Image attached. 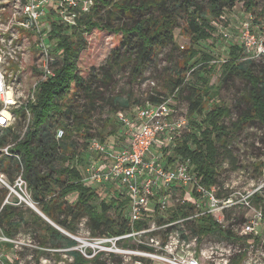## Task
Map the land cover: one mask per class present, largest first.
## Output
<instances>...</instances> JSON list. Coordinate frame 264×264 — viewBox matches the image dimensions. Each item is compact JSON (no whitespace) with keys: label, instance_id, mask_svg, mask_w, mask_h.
I'll list each match as a JSON object with an SVG mask.
<instances>
[{"label":"trees","instance_id":"trees-1","mask_svg":"<svg viewBox=\"0 0 264 264\" xmlns=\"http://www.w3.org/2000/svg\"><path fill=\"white\" fill-rule=\"evenodd\" d=\"M112 2L113 0H95L89 12H80L76 15V24L73 26L56 22L52 24L50 37L55 41V49L62 56L56 75L40 84L35 103L28 105L32 117L24 136L20 138V135L13 133L12 129L6 130L0 136V143L4 145L8 143L10 134H13L12 142H15V145L12 150L18 153L19 158L7 156L6 158H9V165L13 171L22 173L32 202L57 226L71 235H76L78 225L83 219H87L91 233L95 236L121 235L127 233L131 227L128 218L121 216L122 209L129 202L127 197L106 200L101 196L98 187L85 184L79 170L70 167V163L77 155L76 145L71 140V136L83 125L84 119L83 115L73 110L71 102L82 91L92 100L95 78L91 73L85 79L81 73L80 48L66 31L84 27V31L87 32L93 28H99L102 31L120 35L118 44L113 50L114 58L120 57L121 45L127 47L128 51L131 50V54L134 55V71L140 74L162 46L167 44L176 46L175 27L178 18L185 20L183 30L190 36L192 43L196 44L208 36L210 16L220 17L225 10L232 9L237 3L243 2L252 17L257 0H153L154 4L143 2L140 5H136L133 0H123L121 3L117 1L114 5ZM99 3L105 6L112 4L113 7L107 10L109 18L118 10L126 15L136 13L143 14L145 17L134 24L125 23L122 26H117L110 20L104 22L98 19L97 21ZM150 8H154L153 11ZM81 38L83 42L84 39ZM244 50L245 48L240 45L231 46L225 62L221 65L225 78L237 76L245 79L249 84L244 97L247 107L231 126L225 123V118L230 116V109L213 102L214 95L210 91L213 86L207 77L200 75L201 71L208 67L210 55L200 53L192 46L184 48L183 55L176 65L177 71L169 81L170 94H178V96L188 86L186 74L189 71H192L199 81L198 86H189L188 96L189 113L192 116L196 114L200 118L198 131L191 129L189 133L183 134L178 140L175 152L176 157L191 160L202 178V183L207 187L218 183L220 146L227 144V138L241 129L243 124L255 118L264 123V69L256 72L249 67L242 59L245 55ZM30 64L27 69L31 77L36 78L39 73L35 60L33 59ZM167 99L154 96L149 99L147 105L137 107L158 104ZM129 106L128 101L123 105L124 108ZM65 118H72L75 128L70 127ZM22 120L19 119V121ZM58 127L65 130V137L61 140L55 138ZM112 134L118 142L124 140V129L121 123L118 130L112 131ZM94 138L86 131V147ZM99 138L105 142L103 137ZM166 151V148L163 149L164 153ZM170 160L174 159L170 158ZM0 171H4L1 165ZM8 179L13 184L14 178L11 174H8ZM9 195H11L10 189L0 185V230L7 238L14 239L23 226H30L36 229L40 243L50 244L54 248H68V253L73 258L72 264H89L90 262L107 264L100 255L90 260L82 251L73 249L78 245V241L50 224L30 206L26 208L29 216H24L22 210L25 204H15L10 200ZM71 197L73 200H70ZM256 199L259 200L257 205L264 209V201L261 202L263 198L258 196ZM112 210L117 212V217L109 214ZM187 212V209H181L179 206L169 211L168 218L172 220L184 216ZM197 220L195 232L200 237L213 233L223 237L234 235L231 230L214 220L210 214H203ZM146 223L144 220L136 221L134 228L139 230ZM239 239L246 242L247 237L239 236ZM2 244L9 248L14 246L11 241L2 242ZM243 259L242 255L238 261L241 262ZM9 262L12 263V261Z\"/></svg>","mask_w":264,"mask_h":264},{"label":"rangeland","instance_id":"rangeland-1","mask_svg":"<svg viewBox=\"0 0 264 264\" xmlns=\"http://www.w3.org/2000/svg\"><path fill=\"white\" fill-rule=\"evenodd\" d=\"M17 1L0 0V30L5 27L3 24L6 25L10 18H14L13 12L16 10ZM117 1L121 3L123 0H113V5ZM133 1L136 2V5H140L143 2L154 4L152 3L153 0ZM94 3L95 0H93ZM99 5V18L96 17L97 21L98 19L104 22L110 20L115 25L122 26L125 23L134 24L145 17L143 14L137 15L136 13L126 15L118 10L119 12L117 11L109 18L107 10L113 7L112 4L105 6L99 3ZM153 9L150 8L151 11ZM250 15L251 12L241 2L237 3L236 7L225 10L220 17L210 16L208 36L196 44L192 43L190 36L183 30L185 20L181 17L178 18L175 27L176 46L173 44L162 46L151 63L140 74L134 71V55L131 54V50L128 51L127 47L121 45L120 57L118 59L114 58L113 50L118 44L120 35L102 31L99 28H93L87 32L84 31V27L67 30L66 32L72 36V39L76 41L77 46L80 48L79 67L81 73L85 76V79L91 73L95 78L93 83L94 98L92 100L87 98L86 93L82 91L71 102L73 110H76L84 117L83 125L78 131H74L71 136V140L76 145V152L79 153L86 148L87 157L86 131L95 138L100 139V136L103 137L105 142L120 144L118 139H115L112 134V131L116 132L118 130L120 125L119 117L124 115L133 119L137 106L147 105L149 99L154 96L170 99V106L175 110L174 119L184 118L188 120L187 128H185L182 135L189 133L191 129L198 131L200 118L196 114L192 116L189 113L190 103L188 99L190 94L189 86L199 85L196 75H193L192 71L186 74L188 86L184 88L180 96L178 94H170V87H168L170 79L173 78L177 71L176 65L183 55V49L191 46L198 49L200 53L210 55L211 60L208 67L202 70L200 75L207 77L213 86L210 90L214 95L213 102L220 103L230 109V116L225 118V123L231 126L233 121L241 117L242 112L247 107L244 97L249 84L245 79L237 76L225 78L222 73L221 65L225 62L230 47L234 45L243 46L245 55L242 59L246 61L247 65L256 72L264 69V0H257L252 17ZM64 16V13H57L51 9L48 19L55 23L59 18H64ZM246 27L249 28L251 37L248 40L244 38ZM5 36L7 39H16L12 47H23L21 51H24L25 54L24 56L19 55L23 60L20 71L23 74L19 75L18 83L20 90L26 94L35 79L31 77L27 66L31 65L30 63L35 57L34 45L36 37L31 32L18 28L17 25H14L12 32L9 29ZM81 37L84 39L83 42ZM6 48L9 50L10 47L6 46ZM58 57H62L61 54ZM6 68L8 71H13V73L17 72V69L13 66H6ZM126 101L130 104L128 108L123 107ZM208 105L206 102V106ZM65 119L70 127L75 128L72 124V118ZM24 130L25 123L23 120L18 121L16 127L12 129L13 133L20 136L24 133ZM12 136L13 134H10L8 143L12 142ZM227 140L228 142L225 146H220L221 155L219 156L220 171L217 185L221 203L229 195L252 189L263 177L264 123L255 118L253 121L243 124L241 129L236 133H232V136L228 137ZM152 150H159V148L153 146ZM0 165L4 168V171H0V185L7 186V183L15 189V191L10 190V200L18 205L24 203L25 207L22 210V214L29 216V212L26 210L29 205L21 196L27 200L31 199L27 189L24 186L21 189L17 185L16 181L19 174L12 170L9 165V158L4 155L0 156ZM8 174H11L14 178L13 184L9 181ZM100 190L98 187V191ZM70 200H73V198L71 197ZM253 203L257 204L259 200L254 199ZM109 214L118 216L114 210L110 211ZM252 214L253 211L251 209L237 205L224 209L223 213H218L217 217L221 219V225L231 230L234 235L232 237H223L213 233L199 237L197 256L200 258L201 264H226V258H228L227 264H245L244 260L249 255L256 258L257 251L254 250L249 254L251 247L247 245V242L239 239V231H241L243 223ZM164 217L157 215L156 221L161 223L160 219H164ZM153 220L154 218L150 219L149 222ZM196 225L192 223L187 225V229L192 230L194 235H196ZM159 234L161 235L160 232H156V235ZM72 236L78 241V245L73 247V249L82 251L86 256V238L95 236L91 233L87 219L82 220L78 225L76 235ZM7 241L13 242L14 246L9 248L2 244V242ZM119 245L136 248L139 242L136 239L127 238L120 242ZM217 245L224 248L225 260H220V255L213 252L212 248ZM68 250L65 247L54 248L50 244L44 245L40 243L36 229L30 226H23L14 239L7 238L0 230V264H72L73 258L68 253ZM178 253L186 254L181 248L175 251V254ZM242 255L244 259L239 262L238 259ZM103 260L114 264H135V259L128 256H104ZM9 261H12V263Z\"/></svg>","mask_w":264,"mask_h":264},{"label":"built area","instance_id":"built-area-1","mask_svg":"<svg viewBox=\"0 0 264 264\" xmlns=\"http://www.w3.org/2000/svg\"><path fill=\"white\" fill-rule=\"evenodd\" d=\"M92 4V0L17 1L14 18H10L0 30V136L6 130L14 129L19 119H23L25 123V130L20 138L24 136L32 117L28 105L35 103L40 84L54 77L60 66L59 53L55 49L54 40L49 36L53 29V23L48 19L51 9L65 14L56 23L72 26L76 24V15L89 12ZM14 25L36 37L34 60L39 75L32 81L26 94L20 90L18 83L19 75L23 74L20 72L23 60L19 57L25 54L21 51L23 47H12L16 39H7L5 36L9 29L12 32ZM244 38H251L248 27ZM6 46L10 47L9 50ZM6 66H13L17 72L8 71ZM174 113L170 99H167L138 108L133 119L121 115L119 121L125 138L120 144L94 138L89 143L87 157L85 148L70 163L71 168L79 170L85 184L101 189V196L106 200L124 197L129 200L128 205L122 209L121 216L128 218L131 229L121 235L87 237L86 258L91 260L98 255L101 258L119 255L133 257L135 264H201L197 256L200 236L197 233L194 235L192 230L187 229V225H198L197 219L203 214H210L220 223L218 213L237 205L253 211L239 231V236L247 237V245L251 247L249 254L257 251V257L249 255L244 260L245 264H264V209L253 203L258 196L263 198L261 202L264 201V175L252 189L229 195L221 203L218 183L207 187L202 183V178L190 159L176 157L175 147L187 128L188 120L174 119ZM64 136V128H57L55 138L61 140ZM14 145L15 142L4 145L0 143V156L19 158L18 153L12 150ZM153 146H157L159 152L152 150ZM165 148L166 153L163 152ZM170 158L174 160L171 161ZM16 182L21 189L22 186L26 188L22 173ZM179 206L188 212L170 220L169 211ZM157 215L165 216L161 223L156 221ZM142 220L147 223L136 230L134 223ZM156 232L161 235H156ZM127 238L138 240V247L120 246L119 243ZM178 248L186 254H175ZM212 250L220 255V260H225L224 248L217 245ZM226 259L227 264L228 258ZM107 264L114 263L109 261Z\"/></svg>","mask_w":264,"mask_h":264},{"label":"water","instance_id":"water-1","mask_svg":"<svg viewBox=\"0 0 264 264\" xmlns=\"http://www.w3.org/2000/svg\"><path fill=\"white\" fill-rule=\"evenodd\" d=\"M8 188L11 189V191L14 190V188H12L9 184H6ZM26 203L33 208L40 216H42L46 221H48L50 224H52L53 226L57 227L60 231H62L63 233H65L66 235L74 238L71 234H69L68 232H66L65 230L61 229L59 226H57L52 220H50L42 211H40L37 206L32 202V200H25ZM75 239V238H74Z\"/></svg>","mask_w":264,"mask_h":264},{"label":"crops","instance_id":"crops-1","mask_svg":"<svg viewBox=\"0 0 264 264\" xmlns=\"http://www.w3.org/2000/svg\"><path fill=\"white\" fill-rule=\"evenodd\" d=\"M155 151H158L159 152V150H155ZM161 152H162V150H161Z\"/></svg>","mask_w":264,"mask_h":264}]
</instances>
